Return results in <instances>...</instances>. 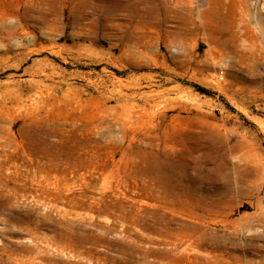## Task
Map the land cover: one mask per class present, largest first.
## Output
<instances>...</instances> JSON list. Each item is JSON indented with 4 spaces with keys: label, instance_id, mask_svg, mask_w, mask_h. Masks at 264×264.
Wrapping results in <instances>:
<instances>
[{
    "label": "rangeland",
    "instance_id": "1",
    "mask_svg": "<svg viewBox=\"0 0 264 264\" xmlns=\"http://www.w3.org/2000/svg\"><path fill=\"white\" fill-rule=\"evenodd\" d=\"M0 264H264V0H0Z\"/></svg>",
    "mask_w": 264,
    "mask_h": 264
}]
</instances>
